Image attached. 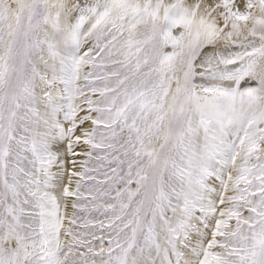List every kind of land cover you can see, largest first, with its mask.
<instances>
[{"label": "snow or ice", "instance_id": "obj_1", "mask_svg": "<svg viewBox=\"0 0 264 264\" xmlns=\"http://www.w3.org/2000/svg\"><path fill=\"white\" fill-rule=\"evenodd\" d=\"M0 264H264V0H0Z\"/></svg>", "mask_w": 264, "mask_h": 264}]
</instances>
